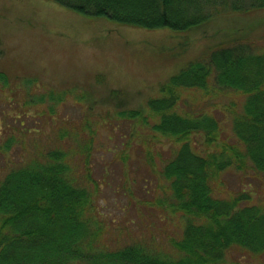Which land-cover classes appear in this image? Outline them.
Instances as JSON below:
<instances>
[{
	"label": "trees",
	"instance_id": "1",
	"mask_svg": "<svg viewBox=\"0 0 264 264\" xmlns=\"http://www.w3.org/2000/svg\"><path fill=\"white\" fill-rule=\"evenodd\" d=\"M49 1L81 15L121 25L181 32L224 14L264 10V0ZM255 46L247 38L237 37L212 47L205 56L187 61L159 84L158 94L145 100L148 112L127 107L117 111L122 117L144 124L151 116V130L176 143L172 155L157 171L166 189L157 202L185 215L180 236L169 241L173 253L153 250L140 241L115 247L99 243L104 239L103 219L95 207L93 192L70 175L66 151L48 146L46 123L23 128L21 116L38 113L29 110V104H41L46 99L56 103L66 94L29 93L24 107L17 110L16 117L20 119L16 127L19 134H27L32 151L24 141L22 152L28 158L0 179V264H219L231 246L251 254L264 253V202L249 203L250 190L227 197L214 194V182L226 168L243 172L251 169L264 176V46ZM9 76L0 69L3 86L10 84ZM211 76L219 89H232L244 96L242 107L231 112L236 137L233 142L220 139L215 116L179 109L182 92L209 90ZM34 80L25 79L21 84ZM14 86L9 88L17 92L19 86ZM111 92L115 98L116 91ZM14 94H9L8 100ZM52 110L39 111L37 116L52 117ZM66 133L62 126L55 128L59 139ZM194 135L204 145L200 152L191 147ZM93 138L92 130L77 149L84 169L81 175L86 180L91 177ZM13 142L14 137L7 136L0 150L6 153ZM145 154L153 164L151 151ZM124 155L129 158V154Z\"/></svg>",
	"mask_w": 264,
	"mask_h": 264
},
{
	"label": "rangeland",
	"instance_id": "2",
	"mask_svg": "<svg viewBox=\"0 0 264 264\" xmlns=\"http://www.w3.org/2000/svg\"><path fill=\"white\" fill-rule=\"evenodd\" d=\"M237 37L247 38L256 48L263 47L264 10L224 14L181 32L88 17L49 0H0V69H5L11 79L9 85L0 83V144L7 136L14 137L6 153L0 150V179L28 158L22 148L29 137L19 134L16 127L20 119L17 110L24 107L28 94L65 92L59 102L46 99L41 104H29L33 112L50 107L54 111L50 112L52 117L22 115L23 128L46 123L48 146L66 151L70 175L93 192L103 219L104 239L99 243L115 247L140 241L153 250L175 252L169 241L180 236L185 215L157 202L166 190L157 171L172 155L176 143L151 130V116L144 124L117 111L127 107L148 112L145 100L158 94L159 84L170 74L187 61L205 56L210 48ZM25 79L36 82L21 84ZM15 84L19 86L17 92L9 88ZM207 88L183 91L179 109L215 116L220 139L235 141L231 112L242 107L244 96L232 89H219L212 76ZM110 90L116 91L115 98ZM12 93L14 97L8 100ZM119 101L124 103L118 105ZM58 125L67 132L60 139L54 134ZM92 130L91 177L86 180L81 175L84 169L77 149ZM190 144L196 152L204 147L195 135ZM26 147L32 151L29 144ZM149 150L153 164L145 157ZM241 190L252 192L249 203L264 202V176L251 169L243 172L229 167L214 182V194L220 197ZM219 264H264V253L251 254L231 246Z\"/></svg>",
	"mask_w": 264,
	"mask_h": 264
}]
</instances>
